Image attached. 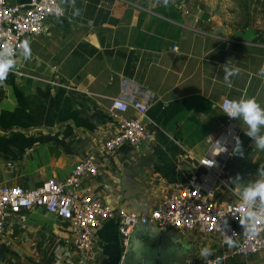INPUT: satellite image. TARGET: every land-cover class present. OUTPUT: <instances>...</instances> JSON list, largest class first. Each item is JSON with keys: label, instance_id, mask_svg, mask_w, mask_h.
I'll return each mask as SVG.
<instances>
[{"label": "crops", "instance_id": "0c3cea01", "mask_svg": "<svg viewBox=\"0 0 264 264\" xmlns=\"http://www.w3.org/2000/svg\"><path fill=\"white\" fill-rule=\"evenodd\" d=\"M61 4L65 16L47 33L26 38L28 57L19 55L0 80V185L33 190L62 181L96 154L99 173L84 186L112 209L148 215L194 179L214 203H242L244 188L264 180V150L239 118L227 124L221 104L251 98L264 108V38L207 32L169 6ZM226 65L239 69L227 83ZM139 98L148 106L145 125L154 141L101 154L103 140L117 131L114 102ZM125 117L138 114L130 107ZM217 141L227 152L213 147ZM205 158L212 169L200 165ZM73 238L55 215L26 212L0 238V264H205L224 254L220 264H264V252L232 256L234 243L199 231L139 227L125 257L114 220L95 231L89 255L73 248ZM204 248L207 256L200 255Z\"/></svg>", "mask_w": 264, "mask_h": 264}, {"label": "built area", "instance_id": "2783aa9c", "mask_svg": "<svg viewBox=\"0 0 264 264\" xmlns=\"http://www.w3.org/2000/svg\"><path fill=\"white\" fill-rule=\"evenodd\" d=\"M57 11H60V15H56ZM64 16L61 0H29L26 4L0 0V52L6 44L11 45L15 61L27 50L26 38L47 33L48 27ZM230 102L225 100L221 104L224 114L229 110ZM130 107L137 112V118L125 117ZM114 110L117 131L112 137L103 140L99 147L101 154L109 155L120 147H139L154 141L153 134L145 125L148 106L143 98L135 99L130 105L114 102ZM225 117L227 124L236 120ZM200 165L212 169L214 162L205 158L200 161ZM98 173L96 154H91L79 161L73 173L62 181L49 180L33 190L0 185V238L5 236L12 221L26 212L40 210L67 223L74 233L73 248L85 255L94 251V233L108 220L117 223L123 257L128 253L133 233L139 227L182 233L199 231L222 238L226 234L236 246L232 256L249 257L264 252V223L256 220V235L243 232L239 223L245 210L259 213V208L253 204L243 207V202L218 205L198 188L194 179L187 187L164 197L150 214L138 215L123 207L110 208L90 186H84L86 180L96 178ZM227 257L224 254L208 258L205 264H220Z\"/></svg>", "mask_w": 264, "mask_h": 264}, {"label": "rangeland", "instance_id": "374dc122", "mask_svg": "<svg viewBox=\"0 0 264 264\" xmlns=\"http://www.w3.org/2000/svg\"><path fill=\"white\" fill-rule=\"evenodd\" d=\"M142 7L187 12L201 29L221 35L264 38V0H127Z\"/></svg>", "mask_w": 264, "mask_h": 264}, {"label": "clouds", "instance_id": "9594fccd", "mask_svg": "<svg viewBox=\"0 0 264 264\" xmlns=\"http://www.w3.org/2000/svg\"><path fill=\"white\" fill-rule=\"evenodd\" d=\"M60 15V11L56 12ZM24 47V45H22ZM13 47L6 44L3 51L0 52V80L6 78L9 71L13 70L15 62L13 60ZM29 51L25 52L28 57ZM224 80L227 83L229 77L236 75L239 69H230L228 65L224 66ZM230 118H239L246 126L247 131L245 135L252 139L256 148L264 150V135H258L262 128H264V108H262L255 99H241L230 102V108L225 114ZM235 139L234 151H240L241 145L239 138ZM214 148H219L221 152H227V146L217 141L213 145ZM260 175L264 176V169H260ZM243 206H250L258 202L259 213L253 212L250 209L245 210L239 218V223L243 227V232L249 235H256L258 232L256 220L259 219L264 223V180H259L246 186L242 192ZM225 242L231 246L232 239L225 234ZM208 249L200 250L201 256H207Z\"/></svg>", "mask_w": 264, "mask_h": 264}]
</instances>
